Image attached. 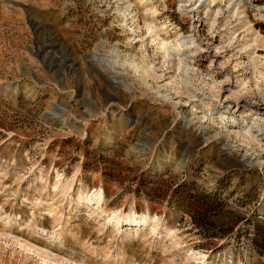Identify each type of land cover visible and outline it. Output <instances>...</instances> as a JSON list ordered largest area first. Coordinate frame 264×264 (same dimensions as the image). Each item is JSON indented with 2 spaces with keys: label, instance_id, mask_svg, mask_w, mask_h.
<instances>
[{
  "label": "rangeland",
  "instance_id": "rangeland-1",
  "mask_svg": "<svg viewBox=\"0 0 264 264\" xmlns=\"http://www.w3.org/2000/svg\"><path fill=\"white\" fill-rule=\"evenodd\" d=\"M126 1L0 0V264H263L264 0Z\"/></svg>",
  "mask_w": 264,
  "mask_h": 264
},
{
  "label": "bare ground",
  "instance_id": "bare-ground-1",
  "mask_svg": "<svg viewBox=\"0 0 264 264\" xmlns=\"http://www.w3.org/2000/svg\"><path fill=\"white\" fill-rule=\"evenodd\" d=\"M145 1V0H144ZM184 1L186 2V1H189L188 3H192L190 6H192L193 8L191 9V12H195L196 10H199L201 7H204V5H206L207 4V6L209 5H211L212 3L214 4V2L216 1V0H181V3H180V8H181V10H184L183 9V7H184ZM122 3V2H121ZM126 3H127V5H126V7L124 8V7H122L121 5L119 6V10L120 11H122V10H124V12L122 13L123 14V17H125L124 19H125V27L126 26H129V30H132L133 32H136V29H135V27H133V24L132 23H134L135 22V20H136V14H134L133 13V4H132V2H131V0H127L126 1ZM136 4V3H135ZM142 4V3H141ZM123 5V4H122ZM147 6V5H146ZM187 7V6H186ZM185 7V8H186ZM212 7V6H211ZM235 8V6L233 5L232 7H231V12L233 13V14H237L238 13V10L239 9H234ZM147 10H150V9H147ZM209 12V11H208ZM221 12V10H213V11H211V16H212V14L213 13H215L216 15H218L219 13ZM209 14V13H208ZM215 15V16H216ZM211 20H212V23H211V27L213 28L214 27V24L216 23V17H213V18H211ZM246 24V23H245ZM146 26H147V28H148V30L150 31V33H151V36H152V34H153V36L154 35H156V36H158V37H160V33H161V29H159L155 24H153L152 22H148V23H146ZM168 29V28H167ZM248 29V28H247ZM163 30V29H162ZM251 30H253L252 28H251ZM163 32V31H162ZM254 34H255V32H254ZM162 35V34H161ZM182 36V35H181ZM179 36H177V38H176V41H170V42H168V41H166V40H164L163 38H160V46H162V47H164V49H165V51H166V54L168 55V56H175V54L173 53L172 54V52L174 51V52H177L178 54L179 53H183V51H184V46H187V47H189L188 46V44L190 43V39H188V38H185V37H182V38H184V39H182V38H178ZM155 38V37H154ZM157 39H159V38H157ZM192 43H194V42H192V40H191V44ZM251 47V46H255V42L254 43H251V44H246L245 45V47ZM186 49H188V48H186ZM190 49V48H189ZM173 50V51H172ZM115 51H116V53H118L119 54V50L118 49H115ZM172 51V52H171ZM186 51V50H185ZM94 58H97V59H101L100 57H95V56H93ZM184 60V59H183ZM186 62V61H185ZM171 63H172V61H171ZM119 65H121L120 63H118V62H112V68L115 70V75L112 77V82H121V83H123V75L126 73V71H122V70H124V68L123 69H121L122 67H124V65H121V66H119ZM132 65V64H131ZM186 65H189V64H187V62H186ZM135 65L133 64V67H134ZM184 66V65H183ZM140 67V66H139ZM132 68V67H131ZM135 68H138V66L137 67H135ZM187 68V67H186ZM188 69V68H187ZM136 70V69H135ZM138 71V70H137ZM145 71L146 72H149L148 70H147V68H145ZM136 73V72H135ZM125 76V75H124ZM141 76L143 77L144 76V74H141ZM119 80V81H118ZM124 84V83H123ZM195 92V91H194ZM159 93V91H157V94ZM191 93H193V91L191 92ZM194 94V96H196L195 95V93H193ZM163 98H165L166 99V97H167V95L165 94H162L161 95ZM245 157H247V156H245ZM96 197V196H95ZM102 198V194H100L99 195V197L97 198V199H101Z\"/></svg>",
  "mask_w": 264,
  "mask_h": 264
},
{
  "label": "trees",
  "instance_id": "trees-1",
  "mask_svg": "<svg viewBox=\"0 0 264 264\" xmlns=\"http://www.w3.org/2000/svg\"><path fill=\"white\" fill-rule=\"evenodd\" d=\"M259 227L260 226H256L255 228V233L258 235L254 236L253 242H255L256 246L259 248L260 254L264 256V228L261 229Z\"/></svg>",
  "mask_w": 264,
  "mask_h": 264
}]
</instances>
